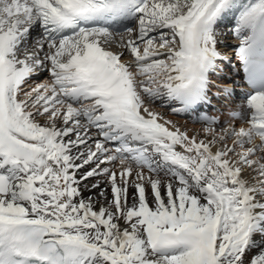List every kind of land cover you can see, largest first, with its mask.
<instances>
[{
    "label": "snow or ice",
    "instance_id": "obj_1",
    "mask_svg": "<svg viewBox=\"0 0 264 264\" xmlns=\"http://www.w3.org/2000/svg\"><path fill=\"white\" fill-rule=\"evenodd\" d=\"M0 264H264V0H0Z\"/></svg>",
    "mask_w": 264,
    "mask_h": 264
},
{
    "label": "bare ground",
    "instance_id": "obj_2",
    "mask_svg": "<svg viewBox=\"0 0 264 264\" xmlns=\"http://www.w3.org/2000/svg\"><path fill=\"white\" fill-rule=\"evenodd\" d=\"M230 18H231V16L228 17V18H226V19H224V20H223V23H224V22H227V21H230ZM221 24H222V23H220V25H221ZM221 29H223V30H222V31H219V30H221ZM221 29H218V28H217V34H218V39H219V45H218V47H219L220 51H221L222 53H225V56L228 58V57H230L231 55L234 54V53H233V49L235 48V46L237 45L238 42H237V40H236V38H235V35H234V32H233V29H234V28L229 27V25H228V26H225V27H223V28H221ZM124 59H125V60L128 59L127 54L124 56ZM230 60L234 62V59H226V60H224V61L227 62L226 64H227L228 68H229L232 72H233V71L235 72V74L232 75V79H233L234 81H236L235 90H236L237 92H236L235 95H237V96L239 95L240 98H239V100H237L236 103L234 102V104H239V103L241 102V100H242V97H243V91L241 90V87H240V85H239L240 78H239V75H238V65L235 64V63L232 64ZM219 65H221V64H219ZM45 75L48 76V73L46 72ZM29 81H30V82H32V81L35 82V80H33V79H32V80H29ZM42 81H43V80H42ZM30 82H28V84H29ZM27 86H28V85H27ZM27 86H26V87H27ZM29 86H30V85H29ZM157 110L163 112L164 114H165V112H166L165 109H158V108H157ZM169 110H170V109H169ZM212 113H213V112H212ZM165 115H166V114H165ZM166 117H167L168 119H172V120L176 121L178 124H180V125L183 126L184 128H187V129L192 130V131H194V130H196L197 128L200 127V126L197 125V124H192L190 118L187 117V116H183V115H176V116H173V115L167 114ZM97 180L100 181V183H101V187H102V188L106 186L105 183H104L103 177H99V178H97ZM97 180H91V181H89V184H91V183H95V182H97ZM85 195H86V196H87V195H93V196H96L97 193H96L95 191H89V190H86V191H85Z\"/></svg>",
    "mask_w": 264,
    "mask_h": 264
},
{
    "label": "rangeland",
    "instance_id": "obj_3",
    "mask_svg": "<svg viewBox=\"0 0 264 264\" xmlns=\"http://www.w3.org/2000/svg\"><path fill=\"white\" fill-rule=\"evenodd\" d=\"M234 17H231L230 18V21H227V22H231L232 23V19H233ZM225 27V26H224ZM221 29V28H220ZM223 29H221V30H219V31H222ZM224 55H225V53H224ZM231 57V56H230ZM232 58V57H231ZM231 58H229L228 57V59H231ZM235 58V57H234ZM233 58V59H234ZM231 61V60H230ZM231 63L233 64L234 62L233 61H231ZM220 64H222V65H218V71L215 73V74H213V79L214 80H217L218 81V83L219 82H221V78H222V82L223 83H230V84H232V77H231V75H229V72H228V68H227V65H226V67L224 66V64L223 63H220ZM227 68V69H226ZM46 74V72H42L38 77H35L33 80H35V82L34 81H32V82H30V81H28V82H30L29 84H28V86L30 85V86H34L36 83H41V82H44V81H46L47 79H48V76L47 75H45ZM43 80V81H42ZM215 88L212 90L214 93H215ZM236 92L237 91H235V94H236ZM216 94V93H215ZM219 94V93H218ZM236 96V98H237V100H239V95L237 96V95H235ZM237 100L235 101V103L237 102ZM222 102H224L223 100H222ZM223 107V106H222ZM222 107H220V108H222ZM157 108L158 109H165V114L167 115V114H170V110H169V108L168 107H166V106H159V102H158V106H157ZM171 115V114H170ZM192 124H194V123H192ZM198 129V128H197ZM103 180H104V178H103Z\"/></svg>",
    "mask_w": 264,
    "mask_h": 264
}]
</instances>
